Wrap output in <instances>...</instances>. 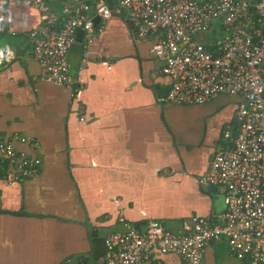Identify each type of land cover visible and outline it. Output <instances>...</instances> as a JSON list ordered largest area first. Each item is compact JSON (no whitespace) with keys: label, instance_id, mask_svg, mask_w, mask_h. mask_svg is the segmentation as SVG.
Wrapping results in <instances>:
<instances>
[{"label":"crops","instance_id":"1","mask_svg":"<svg viewBox=\"0 0 264 264\" xmlns=\"http://www.w3.org/2000/svg\"><path fill=\"white\" fill-rule=\"evenodd\" d=\"M62 2L46 5L59 16ZM42 25L24 0H0V47L15 55L0 69V142L29 140L17 148L41 159L39 175L23 183L7 181L11 168L0 172V264H98L104 239L123 229L120 211L133 227L164 222L174 232L191 216L221 214L223 190L199 178L234 121L237 98L163 102L170 82L159 78L152 42L136 40L127 13L116 10L84 61L77 46L68 56L80 122L71 89L42 80L27 58ZM159 262L181 264L171 255ZM203 264L239 263L219 241L208 244Z\"/></svg>","mask_w":264,"mask_h":264},{"label":"built area","instance_id":"2","mask_svg":"<svg viewBox=\"0 0 264 264\" xmlns=\"http://www.w3.org/2000/svg\"><path fill=\"white\" fill-rule=\"evenodd\" d=\"M48 1L24 0L43 21L30 35L27 58L38 63L42 80L71 89L80 122L85 120L80 88L68 56L81 29L84 61L95 32L103 31L116 10L127 13L136 40L152 42L159 74L171 80L163 102L200 106L219 96L238 100L234 121L199 178L201 185L223 190L225 210L211 218L191 216L176 232L155 221L136 229L120 211L123 229L104 239L98 264H159L166 255L181 264H203L208 244L219 241L239 264H264V0H116L114 8L107 0H63L59 16ZM14 58L10 48L0 47V69ZM40 168L41 159L0 142V172L7 171L8 182L34 179Z\"/></svg>","mask_w":264,"mask_h":264},{"label":"water","instance_id":"3","mask_svg":"<svg viewBox=\"0 0 264 264\" xmlns=\"http://www.w3.org/2000/svg\"><path fill=\"white\" fill-rule=\"evenodd\" d=\"M108 1V3H109V5L110 6H112V4H111V1L110 0H107ZM82 15H85V13H82ZM93 22H94V25H97V23L99 22V19L98 18H95L94 20H93ZM83 30H81V29H79L78 31H77V37H76V42H75V44L73 45V47H75V46H77V47H79V49L81 50V51H83V47H82V44H83ZM159 78H163V79H166V80H168V82H170L171 83V80H170V78H168V77H166V76H160ZM170 87V86H169ZM85 121V120H84ZM29 143H30V141L29 140H25V142H22L21 140H19V141H15V142H13V144H12V146L14 147V149L17 151V152H22V153H24V154H26V152L24 151V150H20L19 148H17V145H24V144H26V145H29ZM27 155V154H26ZM1 213H3V212H1ZM4 213H7V212H4ZM160 225L162 226V227H164L165 228V223L164 222H160ZM135 228L136 229H140V226H135ZM179 261H180V259L178 258V257H176ZM150 264V263H149Z\"/></svg>","mask_w":264,"mask_h":264},{"label":"rangeland","instance_id":"4","mask_svg":"<svg viewBox=\"0 0 264 264\" xmlns=\"http://www.w3.org/2000/svg\"><path fill=\"white\" fill-rule=\"evenodd\" d=\"M220 32V28L218 27V31H217V33H219ZM234 114H235V112H234Z\"/></svg>","mask_w":264,"mask_h":264},{"label":"trees","instance_id":"5","mask_svg":"<svg viewBox=\"0 0 264 264\" xmlns=\"http://www.w3.org/2000/svg\"><path fill=\"white\" fill-rule=\"evenodd\" d=\"M86 3H90V0H85Z\"/></svg>","mask_w":264,"mask_h":264}]
</instances>
